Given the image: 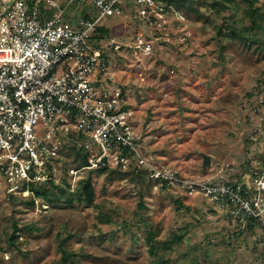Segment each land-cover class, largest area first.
<instances>
[{"label":"rangeland","instance_id":"374dc122","mask_svg":"<svg viewBox=\"0 0 264 264\" xmlns=\"http://www.w3.org/2000/svg\"><path fill=\"white\" fill-rule=\"evenodd\" d=\"M20 1L34 2L38 12H52L51 2H59L74 29L83 15H97L92 5L69 0ZM252 2L264 15V0ZM163 5L157 2L146 17L125 5L121 17L100 22L110 27L105 43L112 44L105 48L108 72L99 83L126 100L140 146L156 164L187 180L250 185L264 171V47H255L264 39V24L247 45L243 39L251 32L244 29L240 39L217 38V28L234 16L236 27L249 24L244 4L236 12L200 7V14L162 11ZM138 39L150 45L148 55L140 53ZM71 147L58 153L56 184L73 190L91 176L95 205L57 200L59 191L47 183L37 187L48 198L32 205L31 193L9 195L0 186V264H57L60 244L78 254L79 264H153L147 229L161 241L179 237L162 252L172 264H264V229L247 228L221 201L146 172L107 167L101 174L76 173L79 158ZM203 154L211 159L207 167ZM14 223L35 228L20 233L18 248L6 242Z\"/></svg>","mask_w":264,"mask_h":264},{"label":"built area","instance_id":"2783aa9c","mask_svg":"<svg viewBox=\"0 0 264 264\" xmlns=\"http://www.w3.org/2000/svg\"><path fill=\"white\" fill-rule=\"evenodd\" d=\"M69 1L92 5L96 17L83 15L82 26L74 29L64 22L59 2H51L54 9L46 15L34 2L13 0L0 18V186L5 193L28 194L26 184L61 181L55 172L58 153L71 143L88 155V166L76 173L100 166L146 172L161 183L221 201L234 219H251L264 228V171L250 185L181 178L141 148L128 103L101 87L98 78L108 72L105 48L112 39H95L92 30L121 17L128 0ZM130 4L143 17L156 6L154 0ZM137 47L144 55L151 52L141 39Z\"/></svg>","mask_w":264,"mask_h":264},{"label":"trees","instance_id":"16d2710c","mask_svg":"<svg viewBox=\"0 0 264 264\" xmlns=\"http://www.w3.org/2000/svg\"><path fill=\"white\" fill-rule=\"evenodd\" d=\"M156 3L161 2L164 3V8L162 11H170L175 7L177 9L186 10L187 12H192L195 14H200V7H210L214 11H220V8L223 9H231L235 10L236 12L238 9L241 8V5L244 4V11H245V19L248 20V25H244L241 27H236L239 23V19L234 16L230 23L225 24L224 26H220L217 29V38H228V39H240L241 35H239L238 30H247L250 31V34H247L244 37L245 44L249 45L251 42L249 36L253 37V31L258 26V24H264V15L262 13L261 7L254 5L252 0H154ZM128 7L130 6V0H128ZM235 27V28H233ZM240 28V29H239ZM111 29L105 25H97L92 30V36L95 39H108L110 36ZM257 45L255 47L262 49L264 47V39H260L256 41ZM74 153L78 156L77 165L79 167L88 166V155L81 154L77 151L74 147H71ZM107 167L100 166L95 169L97 174L103 173ZM91 172V171H90ZM47 184L54 186L58 191L59 194L55 193V197L58 200L60 196H65L66 202L71 205L73 202H78L80 204H86L88 206L95 205V189L92 182L91 176H87L83 179L78 186L74 187V189H63L62 183H54L52 181L48 182ZM25 188L29 190V193L32 195V205L34 204L35 200L38 197H42L43 199L48 198V191L42 190L41 188L31 187L30 184H26ZM247 228L258 226L253 220L245 219L243 221ZM35 228L29 225H25L23 227H18L16 223L12 225L11 231L6 234V242L8 246L18 248L17 242L20 238V233L27 231L31 232ZM264 229V228H263ZM174 237L168 241H161L156 239L155 234L152 232L151 229H147L144 233V243L147 247L148 255L152 258L153 264H172L168 260L163 258L162 252L166 250L172 249L173 241L176 240ZM59 251L61 253V257L57 264H79L78 254H76L72 250H67L62 246L59 245Z\"/></svg>","mask_w":264,"mask_h":264},{"label":"water","instance_id":"95a60500","mask_svg":"<svg viewBox=\"0 0 264 264\" xmlns=\"http://www.w3.org/2000/svg\"><path fill=\"white\" fill-rule=\"evenodd\" d=\"M0 7H1V13H0V18L5 14L6 10H7V3L5 0H0ZM203 163L202 166L203 167H207L210 165V156L203 154ZM102 161L105 163V158L102 159Z\"/></svg>","mask_w":264,"mask_h":264},{"label":"crops","instance_id":"0c3cea01","mask_svg":"<svg viewBox=\"0 0 264 264\" xmlns=\"http://www.w3.org/2000/svg\"><path fill=\"white\" fill-rule=\"evenodd\" d=\"M62 2H65L64 0H62ZM8 5V4H7ZM41 8V7H40ZM42 9V8H41ZM51 11H49V12H46V11H44V10H42V12H41V14H46V15H48L49 13H50ZM69 22V21H68Z\"/></svg>","mask_w":264,"mask_h":264}]
</instances>
